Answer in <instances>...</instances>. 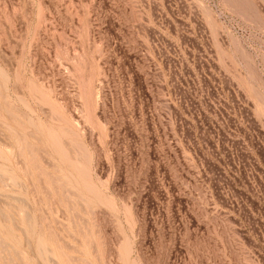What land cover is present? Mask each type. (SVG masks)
I'll use <instances>...</instances> for the list:
<instances>
[{
    "label": "rangeland",
    "instance_id": "1",
    "mask_svg": "<svg viewBox=\"0 0 264 264\" xmlns=\"http://www.w3.org/2000/svg\"><path fill=\"white\" fill-rule=\"evenodd\" d=\"M0 241L264 264V0H0Z\"/></svg>",
    "mask_w": 264,
    "mask_h": 264
},
{
    "label": "bare ground",
    "instance_id": "2",
    "mask_svg": "<svg viewBox=\"0 0 264 264\" xmlns=\"http://www.w3.org/2000/svg\"><path fill=\"white\" fill-rule=\"evenodd\" d=\"M27 146H28V145H27ZM29 146H30V145H29ZM30 147H31V146H30ZM33 151H34V150H33ZM51 179H52V178H51ZM52 181H53V180H52ZM1 241H2V240H1ZM1 241H0V243H2V244H3V242H1ZM5 245H6V244H5Z\"/></svg>",
    "mask_w": 264,
    "mask_h": 264
}]
</instances>
